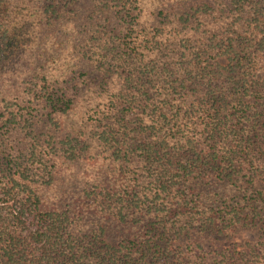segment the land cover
<instances>
[{
    "label": "trees",
    "instance_id": "trees-1",
    "mask_svg": "<svg viewBox=\"0 0 264 264\" xmlns=\"http://www.w3.org/2000/svg\"><path fill=\"white\" fill-rule=\"evenodd\" d=\"M0 264H264V0H0Z\"/></svg>",
    "mask_w": 264,
    "mask_h": 264
},
{
    "label": "rangeland",
    "instance_id": "rangeland-1",
    "mask_svg": "<svg viewBox=\"0 0 264 264\" xmlns=\"http://www.w3.org/2000/svg\"><path fill=\"white\" fill-rule=\"evenodd\" d=\"M243 238L251 239L252 237L250 234L246 233L243 235ZM238 240H240V239H238Z\"/></svg>",
    "mask_w": 264,
    "mask_h": 264
}]
</instances>
